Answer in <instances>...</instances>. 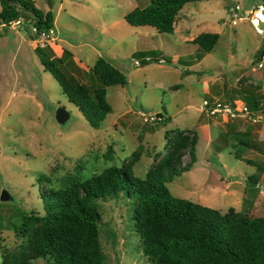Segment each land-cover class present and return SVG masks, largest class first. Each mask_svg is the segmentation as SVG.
<instances>
[{
  "label": "rangeland",
  "instance_id": "obj_1",
  "mask_svg": "<svg viewBox=\"0 0 264 264\" xmlns=\"http://www.w3.org/2000/svg\"><path fill=\"white\" fill-rule=\"evenodd\" d=\"M102 1L34 0L56 15L57 49H70L88 67L101 56L125 74L126 82L106 86L111 109L98 127L44 67L31 23L0 27V194H10L0 199V264L3 250L19 248L26 238L15 232L22 215L43 212L44 188L63 187L112 164L126 163L144 177L156 153L166 150V130L171 136L185 129L197 133L195 161L166 182L173 195L222 212L234 207L264 214V58L258 65L264 37L247 19L232 23L229 10L236 2L247 9L262 0L189 1L172 32L124 19V12L148 0H106L101 11ZM200 31L218 32L211 50L189 40ZM149 49L150 60L136 53ZM204 99L252 107L259 99L263 107L249 109L262 117L227 119L201 108ZM58 106L69 111L63 123L55 117ZM182 158L189 159L187 151ZM135 202L122 191L91 201L100 213L103 264H156L143 253Z\"/></svg>",
  "mask_w": 264,
  "mask_h": 264
},
{
  "label": "trees",
  "instance_id": "obj_2",
  "mask_svg": "<svg viewBox=\"0 0 264 264\" xmlns=\"http://www.w3.org/2000/svg\"><path fill=\"white\" fill-rule=\"evenodd\" d=\"M189 1L194 0H149L127 11L124 19L132 25L172 32L179 10ZM0 5V22L22 17L24 26L31 23L38 31L54 25L52 10L40 9L34 0H0ZM218 36L215 31H201L192 41L208 51ZM35 49L68 99L98 127L111 109L106 86L126 82L125 74L101 56L88 68L67 67L49 44ZM151 52L136 51L148 56L146 60ZM253 103L254 107L247 106H262L259 99ZM170 134L165 131L166 150L156 153L144 177L135 176L126 163L112 164L83 179L74 176L63 187L44 188L43 212L22 215L15 232L26 238L19 248L3 250L2 264H33L38 257H49L51 264H103L100 213L91 201L121 191L136 198L135 229L143 253L156 264H264V214L251 216L234 207L222 212L170 192L166 182L189 169L196 159L197 133L185 129ZM186 151L189 159L183 162Z\"/></svg>",
  "mask_w": 264,
  "mask_h": 264
},
{
  "label": "built area",
  "instance_id": "obj_3",
  "mask_svg": "<svg viewBox=\"0 0 264 264\" xmlns=\"http://www.w3.org/2000/svg\"><path fill=\"white\" fill-rule=\"evenodd\" d=\"M232 14L231 22L236 23L237 20H249L250 23L255 27L257 33H260L264 37V0L255 4L254 6L244 7L240 2H236L229 7ZM24 24V19L22 17H16L8 22H0L1 27L19 28ZM32 31L35 32V44L39 47H44L49 44V42L55 39V27L51 25L47 29L37 30L36 26L31 24ZM264 58V50L260 54V60L258 65L261 66V60ZM146 59H149L146 56ZM202 107L210 108L209 112L211 114L221 113L227 119H235L238 117H248L252 121L261 119L262 114L259 112H253L249 107L244 104L242 100H235L233 102H221L216 101L209 103L206 99L203 100Z\"/></svg>",
  "mask_w": 264,
  "mask_h": 264
},
{
  "label": "crops",
  "instance_id": "obj_4",
  "mask_svg": "<svg viewBox=\"0 0 264 264\" xmlns=\"http://www.w3.org/2000/svg\"><path fill=\"white\" fill-rule=\"evenodd\" d=\"M149 1V0H148ZM147 1V2H148ZM146 2V3H147ZM146 3H144V5L146 4ZM186 4V3H185ZM184 4V5H185ZM101 5H103V6H101L100 7V9H101V11H103L102 9L103 8H106L107 9V5H108V3L106 2V0H103L102 2H101ZM136 5H138V2L136 3ZM135 5V6H136ZM134 6V7H135ZM139 6H142V5H139ZM133 8V7H132ZM131 8V9H132ZM0 9H1V5H0ZM89 9H91V8H89ZM181 9H182V7H181ZM181 9L179 10V12H178V14H177V16H176V19H175V21H174V24L176 23V21H177V19H180L181 18V16H179V13H180V11H181ZM46 11V10H45ZM127 12V11H126ZM126 12H124L123 13V17H124V14L126 13ZM115 20H112V22H114ZM53 23H54V26H56V15L54 14V21H53ZM1 27V26H0ZM2 28H5V27H2ZM10 28V27H9ZM174 30V29H173ZM201 32V31H200ZM212 32H214V31H212ZM198 34V33H197ZM197 34H194L189 40H192L193 38H194V36H196ZM56 36V38H57V34L55 35ZM54 40H56V39H54ZM193 42V41H192ZM195 43V42H194ZM49 46L52 48V50H53V52H54V55H56V56H59V57H61L62 58V61L64 62V64L67 66V67H71L73 64H78V65H80V66H82V67H85V68H88V65H84V63H83V60L82 59H80V57H78L74 52H72L70 49H68V48H65V47H59L58 49L56 48V46H57V44L56 43H53V41L51 40L50 42H49ZM65 50V51H64ZM66 50H68V52L66 53ZM95 61V60H94Z\"/></svg>",
  "mask_w": 264,
  "mask_h": 264
},
{
  "label": "water",
  "instance_id": "obj_5",
  "mask_svg": "<svg viewBox=\"0 0 264 264\" xmlns=\"http://www.w3.org/2000/svg\"><path fill=\"white\" fill-rule=\"evenodd\" d=\"M161 115H162L161 112L156 113V116H161ZM55 117L58 122L63 123L69 117V111L66 110V108L63 106H58L55 110ZM8 198H10V194L7 192V190L3 189L0 194V199L6 200Z\"/></svg>",
  "mask_w": 264,
  "mask_h": 264
}]
</instances>
